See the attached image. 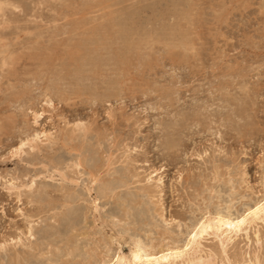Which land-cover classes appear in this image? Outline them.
<instances>
[{"label": "rangeland", "instance_id": "obj_1", "mask_svg": "<svg viewBox=\"0 0 264 264\" xmlns=\"http://www.w3.org/2000/svg\"><path fill=\"white\" fill-rule=\"evenodd\" d=\"M0 2V264L157 253L264 195V0ZM252 225L190 264H264Z\"/></svg>", "mask_w": 264, "mask_h": 264}, {"label": "bare ground", "instance_id": "obj_2", "mask_svg": "<svg viewBox=\"0 0 264 264\" xmlns=\"http://www.w3.org/2000/svg\"><path fill=\"white\" fill-rule=\"evenodd\" d=\"M1 2L0 5L2 4ZM43 104L49 108L50 107L53 108V103L51 102L50 99H46ZM31 112L34 119L33 123H36L44 113V111L41 112L31 111ZM77 125H81V124H75V126ZM73 130L74 129H71V131ZM54 140H55L54 132L51 131L36 132L31 136H28L25 139L21 140L18 146L13 149L12 155L19 156L20 154H23L24 151L26 150H29V152L37 151L43 145L52 144ZM59 176L61 179L64 178L63 175L61 174H59ZM153 179L151 176H148L145 179V184L143 183L144 185L141 188L142 191H144V193L145 191L148 192L149 187L152 185V182L154 181ZM159 181L160 179L156 180L155 182H159ZM9 186H11V189L17 188V186L15 187L12 184H10ZM31 186H33V183L27 187L30 189ZM8 190L10 189L8 188ZM263 219H264V195L261 197L260 200L256 201L253 205L247 207L243 211V213H241L236 217H229L228 215L226 216L222 214L210 215L209 213L208 215L206 214L202 215L201 218L194 225H192L190 230L186 233L185 242L180 246L169 247L155 253V252H151L149 249H146L145 247L142 246L143 244L141 245L140 242L136 241V245H134L135 247H133L134 249L132 251L130 250V254H128L129 257L128 256L124 257L121 254L115 252L112 256H108V259L106 260L105 264H190L194 261L193 254L195 253L196 255L197 253L200 254V252L198 251H200L201 240H203L205 236L209 237V235L212 234L214 235V237H217V239H219V242L217 243L220 244V248L224 252L225 245L227 246L226 244L227 242L229 243L233 238L235 239L237 236L241 235L242 233L246 234L247 229L252 224H255L257 221L262 222ZM31 230H32V226L30 225L28 227L29 237L32 236ZM20 241L21 239L17 238V243H19ZM3 247L4 244H0V249H2ZM195 260H197V263L196 262L194 263L198 264V261L200 263L201 258L198 257Z\"/></svg>", "mask_w": 264, "mask_h": 264}]
</instances>
